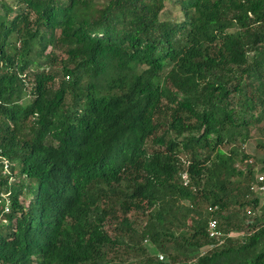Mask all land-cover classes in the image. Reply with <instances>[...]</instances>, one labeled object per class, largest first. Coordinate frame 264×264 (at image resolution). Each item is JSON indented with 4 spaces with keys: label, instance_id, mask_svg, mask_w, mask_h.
<instances>
[{
    "label": "trees",
    "instance_id": "trees-1",
    "mask_svg": "<svg viewBox=\"0 0 264 264\" xmlns=\"http://www.w3.org/2000/svg\"><path fill=\"white\" fill-rule=\"evenodd\" d=\"M253 129L264 0H0V264H264Z\"/></svg>",
    "mask_w": 264,
    "mask_h": 264
},
{
    "label": "rangeland",
    "instance_id": "rangeland-1",
    "mask_svg": "<svg viewBox=\"0 0 264 264\" xmlns=\"http://www.w3.org/2000/svg\"><path fill=\"white\" fill-rule=\"evenodd\" d=\"M95 1L97 3H103L106 0H95ZM252 132H253L252 133V137L249 140H247L245 142V144L243 145V151L250 155V158H251V161H252V165H253V168H254V176L256 177L258 174H264V172L261 170V163L259 161V158H261L263 154H262V152L259 149H256V142L258 140H261V141L264 142V130L259 132L258 130L253 129ZM179 205L181 207H183V206L186 207L187 206V202L186 201H180ZM247 211L248 210H245V209H240V210L236 211V209H235L234 212H236V214H235L236 219L244 221L246 219V217L251 215V214H248ZM262 213H264V193H262L260 195L259 206L256 209L255 214L258 216V215H260ZM128 216H129V218L132 221V226L136 229L137 233L139 234L141 232V230H142V227L144 225V219H145L143 217L142 213H140V212H130L128 214ZM186 222L189 223L190 219H187ZM116 225H117V221L114 218H108L106 223H105L106 229L112 235H114V233L116 232V230L113 229L114 227H116ZM229 234L231 235V237H235V238L238 237L239 238L241 235L244 234V232L231 231V232H229ZM138 244L146 245L148 247L147 248L148 250L153 249V251H155L156 254H158L157 255L158 259L159 260L163 259V258L161 259L159 257V253L160 252H158L156 250L157 248L155 247V245L152 242H150L149 240L142 239L140 242H138Z\"/></svg>",
    "mask_w": 264,
    "mask_h": 264
},
{
    "label": "built area",
    "instance_id": "built-area-1",
    "mask_svg": "<svg viewBox=\"0 0 264 264\" xmlns=\"http://www.w3.org/2000/svg\"><path fill=\"white\" fill-rule=\"evenodd\" d=\"M11 163L7 160H3V171L6 172L10 168ZM184 184L188 182V176L186 172L181 175ZM255 177V176H254ZM249 189L257 193H264V174H258L253 181L250 183ZM218 209L216 204L208 205L207 211L213 212ZM249 213V211H248ZM207 234L211 242L204 245L200 250L201 253L211 249L213 247L221 246L225 243V237L231 236L229 233H224L221 229L218 228V220L215 217H210L207 221L206 226ZM159 257L162 259L163 255L159 253Z\"/></svg>",
    "mask_w": 264,
    "mask_h": 264
},
{
    "label": "clouds",
    "instance_id": "clouds-1",
    "mask_svg": "<svg viewBox=\"0 0 264 264\" xmlns=\"http://www.w3.org/2000/svg\"><path fill=\"white\" fill-rule=\"evenodd\" d=\"M11 166H12V163H11ZM11 166H10V167H11ZM8 170H9V169H8Z\"/></svg>",
    "mask_w": 264,
    "mask_h": 264
}]
</instances>
